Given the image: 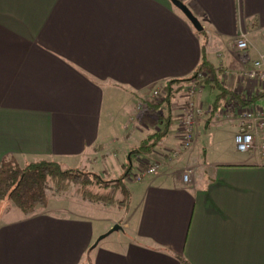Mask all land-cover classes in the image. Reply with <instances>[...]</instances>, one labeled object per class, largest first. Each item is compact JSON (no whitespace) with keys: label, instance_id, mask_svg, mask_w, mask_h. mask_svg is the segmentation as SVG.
Returning a JSON list of instances; mask_svg holds the SVG:
<instances>
[{"label":"crops","instance_id":"0c3cea01","mask_svg":"<svg viewBox=\"0 0 264 264\" xmlns=\"http://www.w3.org/2000/svg\"><path fill=\"white\" fill-rule=\"evenodd\" d=\"M181 1L203 32L169 0H0V165L45 160L118 180L133 166L162 163L142 181L129 172L122 222L99 225L50 201L29 217L4 209L0 264H264V160L237 150L211 157L201 140L227 133L235 147L237 123L210 119L213 95L198 80L193 99L207 109L195 142L162 161L179 150L195 86L163 105L167 116L163 106H145L156 88L190 80L204 55L231 88L245 82L247 58L264 55V0ZM241 35L249 57L235 53ZM119 116L126 122L118 128ZM167 121L170 132L151 155L132 154ZM187 168L197 169L189 183ZM116 225L122 235L92 249Z\"/></svg>","mask_w":264,"mask_h":264},{"label":"trees","instance_id":"16d2710c","mask_svg":"<svg viewBox=\"0 0 264 264\" xmlns=\"http://www.w3.org/2000/svg\"><path fill=\"white\" fill-rule=\"evenodd\" d=\"M200 75L204 76L203 87L214 96L210 109V119H214L222 108L232 106L238 110L264 100V92H260L258 96L247 100L235 89L227 86L222 77L223 71L215 67L204 55L201 65L190 80L166 83L163 88L162 102L145 103L146 108L169 105L176 94L184 89L185 83L199 80ZM170 126V121H167L159 133L145 138L137 151L132 154L137 156L151 155L157 145L168 136ZM126 174L116 181H104L99 175L82 173L76 169L66 168L57 162L42 160L21 167L13 157H7L0 165V201L9 200L25 217H29L35 215L39 209L46 208L50 197L62 195L69 192L73 187L80 186L76 193L85 202L94 205H127L130 194L124 180L128 178L129 171ZM93 186L101 187L104 190L102 193H95ZM118 193L124 197L120 202L116 199Z\"/></svg>","mask_w":264,"mask_h":264},{"label":"built area","instance_id":"2783aa9c","mask_svg":"<svg viewBox=\"0 0 264 264\" xmlns=\"http://www.w3.org/2000/svg\"><path fill=\"white\" fill-rule=\"evenodd\" d=\"M250 44L247 35H241L235 44V52L248 56ZM248 66L243 71V79L247 84L254 85L252 93L246 95V99H252L264 92V55H259L257 59H248ZM200 75L199 78H201ZM201 89L192 88L188 91L189 102L185 107V112L182 118L180 130V145L178 152L185 153L189 151L197 136V126L200 119L205 114L203 107L198 104L195 96L200 93ZM164 93V91H163ZM161 96V91L154 90L151 94L152 101H157ZM138 110H144V105L139 104ZM230 113L225 114L227 122H236L238 125V132L234 137V144L236 150L241 154H259L264 160V105L258 103L249 107L231 110ZM146 169L139 168V172L132 178L136 181H142L147 176H157L161 169L162 163L154 162L146 165ZM193 174L192 170H188L183 174V181L190 182V175Z\"/></svg>","mask_w":264,"mask_h":264},{"label":"rangeland","instance_id":"374dc122","mask_svg":"<svg viewBox=\"0 0 264 264\" xmlns=\"http://www.w3.org/2000/svg\"><path fill=\"white\" fill-rule=\"evenodd\" d=\"M236 41L235 40V44H236ZM236 53V52H235ZM204 79V76L202 75L201 78H199V80H203ZM194 83H198V80H195V81H191L189 82L185 87L184 89L181 91V93H186L187 92V89H188V85H193ZM226 85L229 86V82H226ZM195 86L194 88L196 89H201V86L199 87V85H193ZM230 87V86H229ZM164 88V87H163ZM163 88H156L158 89L159 91H161V96L159 97V99H157V101H154L155 103H160L162 102L163 100ZM235 91H237L238 93L242 94L244 97H246V95L250 94L253 92L254 90V85H249L247 84V81L243 82L242 84H238L237 86L234 87ZM211 101L213 100L214 96H211ZM150 99L152 100L151 96H150ZM120 100V99H119ZM120 103L117 104V106L119 105L120 107L119 108H123L124 104L122 103L123 101H119ZM259 105H264V100H261L258 102ZM187 105V104H186ZM116 106V107H117ZM167 106V105H165ZM163 106L162 107V110H164L166 107ZM186 107V106H185ZM203 108L204 110L207 109V107H205V105H203ZM231 111V110H230ZM185 112V110H184ZM230 113L229 111H225L224 113H218V115L215 117V120H217L218 122H220L221 124L223 123V121H227L226 118L224 117L225 114H228ZM162 114H164V116L166 115V110L162 111ZM206 115V114H205ZM167 116V115H166ZM112 117L115 118L117 117V115L115 114H112ZM206 116H203V118H205ZM118 118V117H117ZM202 119V118H201ZM200 119L199 123L202 121ZM126 121L124 118L120 117L119 116V119L116 120L114 123L118 126V128L120 126H122V124H124ZM182 123V122H181ZM198 123V124H199ZM229 126H224L221 128L222 129H226L228 128ZM213 130H216L215 127L213 128ZM121 131H124L121 129ZM216 131H211V132H207L205 133V135H202L201 137V140L203 142H205L206 144V147L208 149V152H209V155L212 157H219V156H222L224 153H227V154H234L236 149L235 147L232 145V143L230 142L229 138L227 137V133L226 131H222V133H226L225 136H220V141L218 142V138L217 136H210L212 133L213 135L215 134ZM197 134H198V131H197ZM117 137V136H116ZM211 137V138H210ZM114 137L111 136V140L113 139ZM189 151L185 152V153H188ZM176 153V152H175ZM175 153L173 154H169L167 159H163L162 161H168L169 159H180L182 155H184L185 153H180L178 155H175ZM240 156H243L244 154H239ZM14 158V157H13ZM15 159V158H14ZM157 160L156 158L154 160H152L153 162ZM159 161V160H158ZM156 162V161H155ZM112 163V161H108V163L106 164H110ZM105 165H102V167H100V169L98 170H104V168L106 167H103ZM146 166L143 164V165H140V168L142 169H146L145 168ZM130 168V167H129ZM76 170H79L81 171L82 173H87L85 172L84 170L82 169H76ZM107 170L110 171V169L107 167ZM113 171L111 172H116L114 169H112ZM188 170H192L193 171V174L190 175V182L194 176V174L196 175V172H197V169L194 168H187L186 171ZM132 173V176L135 175L136 173L139 172V168L137 166H133L130 171ZM87 174H92V173H87ZM96 175V174H95ZM112 175H104V176H101V178L104 180V181H116L117 178L116 177H111ZM116 179V180H115ZM80 186H75L73 187L72 189H70L69 192L67 193H63L62 195H55L54 197H56L57 199L50 197L49 198V201H50V205H49V208H54L55 207V203H62V204H59V206L66 210L67 213H69V211L73 212V213H77V214H84L85 216H88L89 218L93 219L95 221L96 224H99V225H103L101 221H105L106 223L113 220L114 218H117L119 221H123L124 217L126 216L127 214V209H119L118 206H120L119 204H116L115 206H111V205H102V204H99V205H94L90 202H85L84 200H82V197L77 195L76 191L79 189ZM93 191L95 193H102L103 192V188L101 187H95L93 186ZM116 199L118 202L122 201L124 199L123 195L121 193H118L116 195ZM7 209H14V213H21V211L16 207L14 206V204H12V202H10L9 200L5 199L4 201H0V214L3 213V214H6L5 213V210ZM112 229V228H111ZM122 231H118V232H115L113 233L112 235H110L108 238L106 239H109V238H114V237H118L120 235H122Z\"/></svg>","mask_w":264,"mask_h":264},{"label":"water","instance_id":"95a60500","mask_svg":"<svg viewBox=\"0 0 264 264\" xmlns=\"http://www.w3.org/2000/svg\"><path fill=\"white\" fill-rule=\"evenodd\" d=\"M172 5L177 8L185 17L186 19L191 23L193 28L201 33L203 32L204 28L201 25L200 21L195 17V15L191 12V10L181 1V0H169ZM122 230V227L120 225L114 226L110 231H108L106 234L100 236L96 243L93 245L92 249H95L100 242L108 238L110 235H112L115 232H118Z\"/></svg>","mask_w":264,"mask_h":264}]
</instances>
